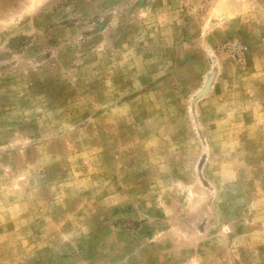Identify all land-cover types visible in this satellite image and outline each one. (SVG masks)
<instances>
[{"label":"rangeland","instance_id":"obj_1","mask_svg":"<svg viewBox=\"0 0 264 264\" xmlns=\"http://www.w3.org/2000/svg\"><path fill=\"white\" fill-rule=\"evenodd\" d=\"M0 264H264V0H0Z\"/></svg>","mask_w":264,"mask_h":264}]
</instances>
